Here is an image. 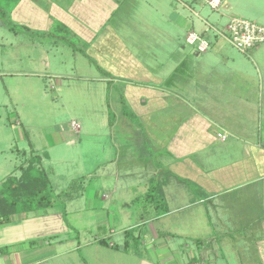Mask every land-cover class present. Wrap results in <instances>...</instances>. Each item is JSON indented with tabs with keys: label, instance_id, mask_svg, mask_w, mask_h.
<instances>
[{
	"label": "crops",
	"instance_id": "obj_1",
	"mask_svg": "<svg viewBox=\"0 0 264 264\" xmlns=\"http://www.w3.org/2000/svg\"><path fill=\"white\" fill-rule=\"evenodd\" d=\"M194 2L196 1L194 0ZM182 4L192 9V12L200 20H205L188 1H184ZM117 10H119V6L114 4V0H22L12 13L15 19L18 18V21L21 18L24 19L19 21L21 24H24L32 32L40 33L42 37L50 34L56 24H62L67 28L70 37L76 38L79 43V49L82 51L80 54L88 58V61L100 74V76L91 77L79 75L75 72L77 71L76 67L70 64L68 68L70 73L66 75L71 78L69 83L77 82L82 85L79 86L81 90L89 89L90 93H100L99 103L103 106L107 103L108 93H118L123 119L120 123L125 133L123 136H119L120 138L117 134L104 136L109 148L108 154L105 153L107 158L100 162L94 173L90 172L86 177H80L83 179L74 183L75 190L72 193L65 194L66 190L51 182L56 201L55 207L46 211L13 215L8 220L0 217V264H169L159 261L157 257L142 255L139 251H135L133 245L128 252L123 250L127 231L135 230L134 237H138L140 240L144 233L138 234L139 229L147 223L162 218V216L157 217L153 207L150 212L148 209H141V211H135V214L129 213L131 205L140 198H146L150 181L158 178L159 181L165 182L163 192L168 213L163 215L164 217L187 208L202 207L205 204L204 200H208L209 204L215 208L216 205H219L216 203V199L222 195L223 191L225 194L223 196H226L233 193L234 190L248 189V191H254L252 193L253 204L260 211L255 208L251 212L257 211L255 215L257 220L260 216L259 221H263L261 228L264 232V132L261 130V126L264 125V45L248 54H242L232 51L231 44L227 40V42H223L218 39V36H215L216 40L208 39L211 44V52L201 58H194L189 54H172L171 57L156 55L154 64L147 65L131 56L128 48L124 45L123 38L116 33L113 27H110L111 24L109 29L107 28L109 23L104 24L106 20H110L109 15L112 16ZM215 11H218L219 14L224 12L228 22L231 18L238 16L264 26V0H223L221 6ZM100 16L102 18L99 20L104 22L98 27L95 19ZM197 24V27L202 28L201 23L197 22ZM209 27L211 29L215 26L209 25ZM102 28L106 30L105 33H95L94 30L98 31ZM207 31L208 29L205 27V34ZM191 32H194V29L187 34ZM103 36H105L104 39ZM63 42L65 43L64 40ZM89 48L100 50V52L106 50V53L94 57L87 51ZM44 53L45 51L35 58L36 61H31L33 64L28 63L26 70L22 69L18 71L20 73L16 72L13 75L41 81V76L47 73H44L45 71L55 70L60 66L58 59L54 58V63H52L53 60L49 54ZM166 61L169 62L168 67H166ZM198 66L201 67L200 80L196 79L195 81L192 74L187 77L185 82L182 81L186 84L185 87L179 83V80L168 88L162 85V80L177 72L180 67L189 68L193 72L194 68ZM98 67L107 75L103 76ZM156 68L159 70L158 72ZM166 69L167 72H163ZM56 76L60 77L61 75L56 74ZM194 83H197L202 91L208 93L209 97L201 96L195 100L191 89ZM96 85H99V88ZM181 87L185 88L184 94L179 93ZM6 96L14 106L17 105L10 91H6ZM123 99L128 108L136 110V114L133 109L132 112L137 117L138 125H135L130 121L131 119L124 115ZM0 101H2V97H0ZM4 102L7 101L2 103ZM203 110H213L222 117L233 114L244 126L241 132H238L239 135L227 130L218 122L220 130H223L228 138L230 136L242 141L243 145L240 147L242 159L230 165L217 167L218 169L200 164L199 168L203 169L206 174L204 179L200 175L201 172H197L193 167L187 169L185 166L190 157L187 155L188 152L194 154L191 142L196 140L195 135L201 132L202 139L205 141L209 139L205 131L208 127L204 120L209 122L211 118L205 115ZM105 118L106 116H104V122ZM81 121L83 122V119ZM13 122L18 124V121ZM73 122L80 125L79 121L74 120ZM252 124L255 127L249 128L248 125ZM57 127L58 125L46 128L48 130L45 137L49 136L53 144H50L45 138L41 139L43 142L36 145L30 136L29 146L32 148L29 152L25 151L26 156L20 154L23 158L20 163L17 161L12 163L9 160L0 163V176L3 177H1L0 185L9 176L20 175L18 167L24 164L31 151L41 156H47V158H43L42 162V168L45 171L47 168L55 170L53 168L54 161L64 160L61 155L62 150L66 156L68 149L73 148L74 151L80 149L84 146L82 141H89V138L96 137L94 134L80 133L81 127L79 131H75L71 125L68 127L61 125L60 129ZM217 132L215 131L216 135ZM228 138L224 141L218 139L220 145H225ZM256 138L259 140L258 143H254ZM14 140V137L6 138V147L10 150L14 146ZM166 140L169 142V147L163 151L162 156L159 155V163H162V158L169 157L164 160V164L171 166L170 172L166 171L170 175L163 174L159 170L154 171L153 175L147 177L144 183L136 184L129 179L134 173L130 165L125 164L122 171L118 170L116 162L119 149L131 150L134 147L140 148L139 146L147 148L149 144L153 143L156 146L159 143L158 147H161L163 144L160 142H166ZM121 142L125 145H122ZM133 142L141 144L133 146ZM213 145L212 142L209 147ZM212 149L206 150L209 155L212 154ZM228 149V147L224 148L225 152ZM53 152L54 159H52ZM128 156L130 155L127 153L126 162L130 164L133 161ZM174 157L177 159L176 161L173 160ZM181 158L182 161H180ZM215 162L213 161V164ZM13 164L15 165L12 166ZM106 166L108 172L104 171L102 175L101 172L99 180L94 181L97 172ZM106 177H110V181L102 180ZM186 177H190L192 180L198 179L196 185L200 188L205 187L209 195H211V191H215L212 193V199L209 200L208 195L206 199L195 195L192 189L180 182V180H187ZM204 180L207 181L204 182ZM216 185L217 188H215ZM138 189L142 190L141 193ZM171 205L175 206L174 209ZM109 206L118 207L119 216L115 214V217L118 218L110 219L112 208L109 209ZM202 209L205 214L211 216V208L204 209L202 207ZM100 210L105 212V216L96 218L95 222L83 219L85 212L96 214ZM222 210L220 212H223ZM131 216H134L138 221L134 225L129 224ZM87 225L92 228V231L94 229L96 232L99 231V235L91 238L85 237V234L82 233L86 232ZM115 225L119 226L121 232L124 233L122 244L111 241L112 235L116 234L113 230ZM170 235L174 236L172 233L165 232L162 235L154 232L152 235L153 242L160 244L159 248L154 247L152 251L167 254L170 256L169 261L172 260V250L168 243L169 239L166 237ZM102 240L108 241L109 246L101 245L99 242ZM200 243L198 242L197 245ZM114 244L119 245L120 249L114 250L111 247ZM259 247L264 256V240L259 242ZM202 248L201 252L203 253L199 255L200 259L191 258L186 264H207V255H210L211 247L202 246Z\"/></svg>",
	"mask_w": 264,
	"mask_h": 264
},
{
	"label": "rangeland",
	"instance_id": "obj_2",
	"mask_svg": "<svg viewBox=\"0 0 264 264\" xmlns=\"http://www.w3.org/2000/svg\"><path fill=\"white\" fill-rule=\"evenodd\" d=\"M184 1H188L193 9L205 20H200L192 12V9L183 5L182 3ZM195 1L114 0V4L119 6V10L117 12L114 11L115 13L112 16L109 15L110 20L108 19L109 21L106 20L104 22L103 20H99L102 18L100 16L95 21L97 26L103 22L104 24L109 23L107 24L108 29L111 24L110 27H113L116 33L123 38L124 45L128 48L131 56L147 65L154 64V57L156 55L171 57L172 54H189L194 58H201L209 54L211 49L205 53L197 52L195 47L189 46L186 43L187 33L194 29V32L198 34H205L204 30L206 27L208 31L204 37L207 40H216V33L210 29L209 25L221 28L227 24L228 19L224 12L219 14L205 0ZM15 4L16 2L14 3L12 1L10 2V6L0 11V97H2V101H0V163L6 160L12 163H16V161L20 163L23 158L19 152H29L32 148L29 146L31 137L34 139L36 145H39L46 138L45 133L48 130L46 128L56 127L58 125L57 128L60 129L61 125L68 127L74 120L79 121L80 127L82 128L80 133H90L96 135V137L94 139L93 137L89 138V141H82L84 146L80 149H76L75 151L73 148L68 149L66 156H64L65 152L62 150L61 155L64 160H61V162L54 161L53 165L57 173H55L56 171L54 169L50 170L47 168L52 184L66 190L65 194L72 193L75 190L74 183L80 182L84 178L83 176L86 177L90 172L94 173L100 162L107 158L106 154H108L109 148L104 136L107 134H117L119 137L125 133L120 123L123 119L121 117L119 95L114 92L110 93V107L107 103L103 106L99 103L100 93H90L89 89L81 90L79 86L82 85L77 82L69 83L71 78L66 75L70 73L68 69L70 64L76 67L75 70L77 71L75 72L79 75L91 77L94 75L100 76V74L88 61V58L80 54L82 51H79L80 45L76 38L71 36L70 41L75 44L74 47H71L68 42L65 41L64 43L63 40L54 38L51 35L42 37L40 33L28 30L24 24L19 22L24 20L23 18L18 21V18L16 20L12 15L16 9H14ZM197 22L201 23L200 25H202L203 31L201 27L196 26L198 25ZM102 29L98 31L96 29L94 31L96 34L105 33L106 30ZM50 33L63 38H66L67 35V33L57 32L55 29ZM218 39L227 42L226 38L222 36H218ZM175 40L177 41L175 42ZM230 48L232 51L238 52L233 47L230 46ZM43 51L49 54L53 60L52 63H54L55 59H58L60 66L55 70L45 71L44 73H47L41 76V81L39 79L36 80L20 75H13V73L21 71L22 69L26 70L28 63L33 64L31 61H36L35 58H38ZM87 51L94 57L106 53V50L100 52V50H94V48H89ZM166 63V67H168L169 62L166 61ZM200 71V66L194 68L193 72L189 68L185 69L184 67H180L177 72L172 73L165 80H162V85L168 88L179 80V83L185 87L186 84L183 82L186 81L188 76H192V74L195 81L196 79L200 80ZM163 72H167V69L163 70ZM56 74L61 76H56ZM96 87L99 88V85H96ZM184 87H181L179 93L184 94ZM191 89L193 91L192 96L194 95L195 100L201 96L209 97V94L202 91L197 86V83H194ZM6 91L12 93L17 105L14 106L8 100ZM3 101L7 102H4V104L2 103ZM132 109L136 114L137 112L134 108H129L130 112H132ZM203 113L211 118L209 122L204 120L205 125L208 127L205 131L209 139L205 141L201 137V132L198 133L196 131L198 134L195 137L197 138L191 142L194 154L188 152L187 155L190 157L187 160L188 164L186 163L185 166L187 169L193 167L197 172H201L200 175L204 179L206 178V174L203 169L199 168L200 164L218 169L217 167L230 165L242 159V151L240 149L243 145L242 141H238L237 138L230 136L228 138V135L223 130H220L221 128L218 122L227 128V130L237 134L241 132L244 126L233 114L222 117L218 112L213 110H203ZM110 115L112 116L113 126L110 125ZM104 116H106L105 122ZM81 119H83V122ZM13 121H18V124ZM130 121L138 125L137 117H134ZM248 126L249 128L255 127L253 124ZM261 130L264 132V125L261 126ZM215 131L223 132H217L216 135ZM218 133L223 134L226 139L228 138L223 146L218 141ZM202 134L204 135L205 132L203 131ZM13 137L15 138V142L13 148L10 150V148L6 147V138ZM46 139L50 144H53L49 136ZM212 142L214 145L209 147ZM258 142L259 140L256 138V142L254 143ZM160 143L163 146L158 147L159 143L158 146L153 143L149 144L147 148L146 146H139L140 148L134 147L133 149L130 148L131 150H126L125 148L119 149L116 162L118 170L122 171L125 164L130 165L134 173L129 179L136 184L144 183L147 177L153 175L152 173L154 171L159 170L163 174H169L166 171L168 170L170 172L171 166L164 164V160L169 157L162 158V163H159V155L162 156L163 151L168 149L169 142L166 140V142L161 141ZM121 144L125 145L123 142ZM139 144L138 142H133V146ZM227 147L229 149L225 152L224 148ZM212 148L216 151H212ZM208 149H212V154L209 155L208 151H206ZM126 151L130 155L128 157L133 161L130 164L126 162ZM54 158L53 152L52 159ZM173 160L176 161L177 159L174 157ZM180 161H182V158ZM213 161L216 162L213 164ZM3 165L6 166L5 164ZM104 171L106 173L108 172L107 166L103 167V170L101 169L100 172H97L93 180H99L100 173L102 172V175ZM1 177L0 182L3 178ZM201 177L200 180L202 179ZM110 179V177H106L102 180L110 181ZM185 179L187 180H179L189 189H192L195 195L201 196L202 199L208 197L209 200L212 199V193H215V191H211V195H209L205 187L200 188L196 185L199 181L198 179L192 180L190 177H186ZM206 181L204 180V182ZM215 188H217V185ZM138 191L141 193L142 190L138 189ZM223 192L216 199V203L219 205H216L215 208L209 204L210 202L208 200H204L205 204L202 207L204 209L211 208V216L205 214L201 206L187 208L165 217L162 216L158 221L155 220L147 223L139 229V232L137 231L138 234H144L140 240L136 237L137 243L140 242V244H136V241L132 240L133 248L144 256L157 257L159 261L169 264H186L191 258H199V255L203 253L201 252L203 249L202 246L211 247L209 250L210 255H207V264H264V256L259 247V242L264 240V232L261 228L263 221H259L260 216H258L257 220V216L255 215L257 211L255 213L251 212V210L253 211L256 208L255 204H253L254 198L252 196L254 191H248V189L234 190L233 193L226 196H223L225 195ZM207 195L208 197H206ZM151 207L145 198H140L130 206L131 211L129 213L133 212L135 214V211H141V209H148L150 212ZM171 207L174 209L175 206L171 205ZM110 208H112L110 210V219H112L115 217V214H119V211L117 206H109ZM218 209H223V212H220ZM256 209L259 211V208ZM100 216L104 217L105 212L101 210L96 214L85 212L83 219H89L95 222L96 218ZM115 218L118 217L116 216ZM123 218H125V215H123ZM137 222V219L133 216L129 224L134 225ZM86 228V232L82 233L83 235L85 234V237L91 238L92 236L99 235V231L96 232V229L92 231L89 225ZM113 230L116 234L112 235L111 241L122 244L124 241V233L121 232L117 225L113 226ZM154 232L160 235L164 232L174 234L173 237L171 235L166 237L169 239L168 243L172 250V260L169 261L170 256H167L165 253L160 254L152 251L154 247H160L158 242H153L152 240ZM145 233L148 234L146 235ZM198 242H201L200 245H197Z\"/></svg>",
	"mask_w": 264,
	"mask_h": 264
},
{
	"label": "trees",
	"instance_id": "obj_3",
	"mask_svg": "<svg viewBox=\"0 0 264 264\" xmlns=\"http://www.w3.org/2000/svg\"><path fill=\"white\" fill-rule=\"evenodd\" d=\"M16 2L14 9L22 2V0H0V11L10 6V2ZM28 29V28H27ZM29 30V29H28ZM55 30L57 32L67 33L66 38L57 36L53 33L47 34L55 38L64 40L74 47L75 44L70 41L71 37L67 28L62 24H56ZM79 50V49H77ZM80 51V50H79ZM98 70L103 76L105 73L100 67ZM110 90V87H109ZM109 93L107 95V104L110 107ZM124 115L133 120L136 117L133 112H130L125 100H122ZM110 125L113 126L112 116L110 115ZM26 156L25 151L19 152ZM43 158L34 151H31L24 164L18 167L20 172L19 176H9L0 185V217L9 219L17 214H29L38 211H46L56 206L55 197L52 190L50 173L42 168ZM165 182L157 179L150 181L149 192L146 195V202L155 210L157 217L163 216L168 213V207L164 198L163 186ZM135 230H129L125 233V242L123 250L128 252L132 248V240L136 241L134 237ZM101 245L109 246V242L102 240L99 242ZM114 250H119L120 246L114 244L111 246Z\"/></svg>",
	"mask_w": 264,
	"mask_h": 264
},
{
	"label": "built area",
	"instance_id": "obj_4",
	"mask_svg": "<svg viewBox=\"0 0 264 264\" xmlns=\"http://www.w3.org/2000/svg\"><path fill=\"white\" fill-rule=\"evenodd\" d=\"M205 1L214 10L221 6L220 0ZM211 29L214 30L216 36L226 38L231 46L242 54H248L264 45V26L243 17H233L225 27L219 29L214 27ZM186 43L195 47L199 53H205L211 47L210 41L203 34L196 32H191L187 35ZM71 127L75 131L80 129V125L77 122H72ZM218 137L222 141L226 140L223 134H218Z\"/></svg>",
	"mask_w": 264,
	"mask_h": 264
}]
</instances>
